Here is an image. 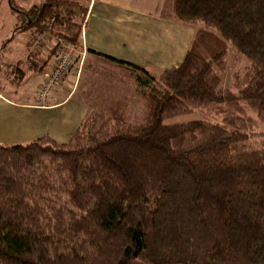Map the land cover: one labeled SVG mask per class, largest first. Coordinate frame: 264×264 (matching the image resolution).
I'll use <instances>...</instances> for the list:
<instances>
[{
    "label": "trees",
    "instance_id": "obj_1",
    "mask_svg": "<svg viewBox=\"0 0 264 264\" xmlns=\"http://www.w3.org/2000/svg\"><path fill=\"white\" fill-rule=\"evenodd\" d=\"M5 1L14 35L80 48L86 5ZM173 20L197 28L177 68L89 51L125 75L87 65L92 107L66 143H0V264H264V0H173ZM229 50L246 63L223 89Z\"/></svg>",
    "mask_w": 264,
    "mask_h": 264
},
{
    "label": "crops",
    "instance_id": "obj_2",
    "mask_svg": "<svg viewBox=\"0 0 264 264\" xmlns=\"http://www.w3.org/2000/svg\"><path fill=\"white\" fill-rule=\"evenodd\" d=\"M85 5L87 12L80 30V49L85 52V65L82 64L80 74L83 67L91 62L97 64L103 61L114 65L89 51L142 68L152 76L173 70L182 63L197 30L173 20V0H86ZM13 26L14 23L11 25L12 40L8 42L7 39L3 51L13 52L12 46L18 37V52L15 58L6 62V72L4 62L0 61V143L25 144L44 135L55 140L60 135L56 128L62 129L71 116L56 121L54 115L77 94L73 77L79 71L71 72L63 85L52 94L48 104L39 107L34 99L40 86L39 72L29 67L27 57L30 48L22 46L31 32L14 35ZM32 36L35 37L34 46L40 35ZM40 51L42 53L36 55V64L43 68L50 67L54 62L53 53L47 47ZM22 52L23 56H20ZM17 64L24 72L19 86L12 83V70ZM7 84L15 88L6 90ZM29 88L34 89L32 93H29ZM79 102L76 106H86L84 100ZM76 106L72 107L73 112L80 109ZM84 115H87V111ZM68 129L64 131L70 136L76 128L72 131Z\"/></svg>",
    "mask_w": 264,
    "mask_h": 264
},
{
    "label": "rangeland",
    "instance_id": "obj_3",
    "mask_svg": "<svg viewBox=\"0 0 264 264\" xmlns=\"http://www.w3.org/2000/svg\"><path fill=\"white\" fill-rule=\"evenodd\" d=\"M45 0H12L11 3L15 8H20V9H29L32 6H37L40 5L41 3H43ZM70 1V0H67ZM0 61L4 62L5 67L6 62L15 58L14 56L16 55V51L18 49V37L16 38V42H14L13 44V52L12 51H3V46L5 44V42L7 41V39H10L12 36V29H11V25L12 23H16V19H15V15H13L10 11V9L8 8V5L6 3L5 0H0ZM86 0H79L78 3H81L83 5H85ZM50 23V22H49ZM48 23V24H49ZM13 30H14V26H13ZM28 33L27 34V38L26 41L23 43L22 46L25 45V48H30L28 56L30 53L32 54H38V53H42L40 50H42L44 47H47L50 49V53H53L54 56V47H53V43H49V42H45V43H41V45H38V41L34 44V46H32V44L34 43L35 37L32 36L35 33ZM26 48V49H27ZM233 51L229 50V58H228V69H227V73L224 77V81L222 84V88L223 89H231L232 87V79L231 76L234 72L240 70V68H242L243 65H245L246 63V59L241 57L238 58L239 62L235 63V60L232 59L233 57ZM23 52L21 53L20 56L22 55ZM24 58V57H23ZM55 59V57H54ZM28 60V57H27ZM36 61V59H35ZM54 63V62H53ZM84 64V63H83ZM85 65V64H84ZM92 67H95V70H97L100 73H109L110 75H114V76H124L125 73L123 71V69L118 68L114 65L111 64H106L103 61H98L97 64H95V62H91ZM4 67V66H3ZM87 67V66H86ZM83 67V71L80 74V70L77 74V76L73 77V80H75L76 82V95L73 97V99L71 100V102H69L65 107L59 109L57 111V115H54L55 120L57 121V119H63V118H69L70 116V120L67 121L66 124L62 125V129H58L56 128L59 132L60 135L56 136L55 140L56 142L63 144L66 143V141L69 138L68 133H65L66 131H64L65 128H69L68 130L72 131L74 130L76 127H74L76 124H78V122H80L79 120H81L82 118H84L86 115H84L87 111L90 112V108L92 107V105L89 104L86 105L87 106V110H86V106L82 107V106H76L80 100L85 99V94L88 93V91L90 90V86L91 84H93L94 81H96L98 79V75L94 74V75H89L90 71L87 70V68ZM5 72L8 70L7 67L5 68ZM2 70H4V68H2ZM1 73V72H0ZM9 75V74H8ZM7 76V75H6ZM158 75H155L154 77H156ZM13 79V78H12ZM23 80V79H22ZM22 80H18L16 82L18 83H14V85L19 86V84H21ZM9 86H7L6 90H10L12 91L15 86L14 85H10L7 84ZM29 93L33 92V88H29ZM138 87L133 86L130 96H129V110L134 112V113H139L141 112V106L140 104H138ZM80 103V102H79ZM80 107V109H76V111L73 112L72 107ZM78 110V111H77ZM199 118L198 114H194L191 116H185V117H180L174 120H171L169 123L170 124H181V123H186L189 121H193V120H197ZM71 121V122H70ZM70 122V124H69ZM52 129V128H51ZM68 131V132H70ZM255 131L256 132H261L264 133V131L262 130L260 125L255 126ZM54 132V131H53ZM56 135V134H55ZM10 145H15L16 143H7Z\"/></svg>",
    "mask_w": 264,
    "mask_h": 264
},
{
    "label": "built area",
    "instance_id": "obj_4",
    "mask_svg": "<svg viewBox=\"0 0 264 264\" xmlns=\"http://www.w3.org/2000/svg\"><path fill=\"white\" fill-rule=\"evenodd\" d=\"M70 1L78 2L79 0ZM53 21L54 17L47 25V31L51 30ZM45 42L53 43L55 59L50 67L42 68L39 71L40 86L34 97L39 107H45L48 104L52 94L63 85L71 72L80 70L85 58V52L82 49L60 38L52 37L46 33L40 36L38 45Z\"/></svg>",
    "mask_w": 264,
    "mask_h": 264
}]
</instances>
